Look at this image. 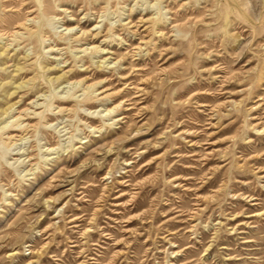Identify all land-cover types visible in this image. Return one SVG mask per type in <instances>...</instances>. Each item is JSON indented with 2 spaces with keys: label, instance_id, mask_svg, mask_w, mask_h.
<instances>
[{
  "label": "rangeland",
  "instance_id": "rangeland-1",
  "mask_svg": "<svg viewBox=\"0 0 264 264\" xmlns=\"http://www.w3.org/2000/svg\"><path fill=\"white\" fill-rule=\"evenodd\" d=\"M0 264H264V0H0Z\"/></svg>",
  "mask_w": 264,
  "mask_h": 264
},
{
  "label": "bare ground",
  "instance_id": "bare-ground-1",
  "mask_svg": "<svg viewBox=\"0 0 264 264\" xmlns=\"http://www.w3.org/2000/svg\"><path fill=\"white\" fill-rule=\"evenodd\" d=\"M23 23V22H22ZM21 25V24H20ZM24 25V24H23ZM138 90V89H137ZM107 110V109H106ZM28 124V123H27ZM28 127V126H27ZM28 129V128H27ZM21 132V131H20Z\"/></svg>",
  "mask_w": 264,
  "mask_h": 264
}]
</instances>
